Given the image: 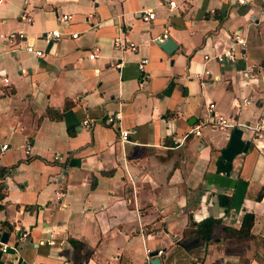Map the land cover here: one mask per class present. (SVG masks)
<instances>
[{"label":"crops","instance_id":"0c3cea01","mask_svg":"<svg viewBox=\"0 0 264 264\" xmlns=\"http://www.w3.org/2000/svg\"><path fill=\"white\" fill-rule=\"evenodd\" d=\"M10 32L43 53L0 40V241L21 264H264V0H0ZM236 33L245 57L219 64ZM209 103L233 126L190 134ZM245 212L248 236L225 237Z\"/></svg>","mask_w":264,"mask_h":264},{"label":"built area","instance_id":"2783aa9c","mask_svg":"<svg viewBox=\"0 0 264 264\" xmlns=\"http://www.w3.org/2000/svg\"><path fill=\"white\" fill-rule=\"evenodd\" d=\"M255 0H235L236 4L240 6H249L251 5ZM169 7L174 8L175 4L173 2L168 4ZM19 18L23 21L29 22V18L27 15H24L23 12L20 13ZM140 18L143 22L147 23L153 20L154 14L151 11H143L141 12ZM69 17L67 15H61L59 18V21L62 23L67 22ZM61 33L58 30H52V31H47L43 32L41 34V40L45 43H51L54 42L58 39H60ZM72 38L76 37V34L71 35ZM0 40L6 44L7 46L10 47L11 51H16V50H23L26 53L32 54L37 58H40L43 56V53L39 50H35L32 46L23 44L24 39H23V34L21 32H10L7 34H0ZM23 44V45H22ZM113 46L115 48H124L125 50H128L130 52L136 53L137 48L136 46L131 43V42H126L125 45H121V40L119 38L114 39L113 41ZM239 48L240 51L242 52L241 56H244V47H245V42L243 39L240 38L238 33L234 34L231 40V44L229 48L219 55L215 57V60L219 63L222 64L223 62H232L233 61V50L234 48ZM94 57V53L90 54L87 58L92 59ZM147 64V59L146 58H140L137 62V71L139 73V80L141 82H144L147 80L148 76L145 73V65ZM251 101V97H248L246 99H243L241 101V106L248 105ZM206 114L207 117L205 119L201 120L197 125H195L191 130L190 134L194 136H199L200 135V130L203 127H208L212 130H222L226 128H230L233 126V123L228 121L226 118L223 116H220L215 113V108L213 103H209L206 106ZM120 114L119 112H116L112 115H106L103 119L104 124L107 126H112L115 125L119 122L120 120ZM82 126L84 128L90 129L91 123L88 120L82 121ZM254 132H261L264 130V124L259 123L253 127ZM119 140L122 143H125L128 141V133L126 131H119ZM25 149L28 151L29 149V144H25ZM6 150V145H2L0 147V151L4 152ZM25 234H20V239L24 238ZM262 239L264 240V234L262 235ZM13 250V249H12ZM10 248H8L4 243L0 242V254L1 255H8L11 256L10 259L5 263V264H21L16 253L12 252L10 253ZM15 251V250H14ZM157 256L162 255V251H158Z\"/></svg>","mask_w":264,"mask_h":264},{"label":"trees","instance_id":"16d2710c","mask_svg":"<svg viewBox=\"0 0 264 264\" xmlns=\"http://www.w3.org/2000/svg\"><path fill=\"white\" fill-rule=\"evenodd\" d=\"M47 115H49V117H51V112H48ZM264 191V185L262 186L257 199L261 198V194ZM253 222V215L245 212L243 217H242V221H241V225L240 228L238 230H232V229H227V228H223V235L225 237H230V238H244L248 236L249 230L251 228ZM212 222H206L202 224V228L204 229L203 231L199 229V227L196 229V233L197 234H201V232L204 233L203 235V239L207 240L208 239V235L212 226ZM72 243V242H71Z\"/></svg>","mask_w":264,"mask_h":264},{"label":"water","instance_id":"95a60500","mask_svg":"<svg viewBox=\"0 0 264 264\" xmlns=\"http://www.w3.org/2000/svg\"><path fill=\"white\" fill-rule=\"evenodd\" d=\"M155 44H157L161 48L173 47L172 42L169 39L159 40V41L155 42ZM165 52H166V50H165ZM231 188H233V195H232L231 200H230L231 208L238 210V208L242 202V199H243L245 184L240 181V182L236 183V186L231 187ZM0 242L5 243V240L2 239Z\"/></svg>","mask_w":264,"mask_h":264}]
</instances>
